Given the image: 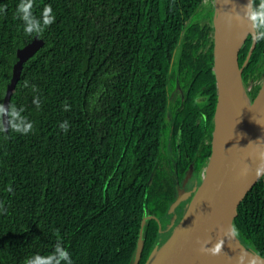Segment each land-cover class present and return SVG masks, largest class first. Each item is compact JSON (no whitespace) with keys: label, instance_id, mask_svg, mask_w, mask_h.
<instances>
[{"label":"trees","instance_id":"1","mask_svg":"<svg viewBox=\"0 0 264 264\" xmlns=\"http://www.w3.org/2000/svg\"><path fill=\"white\" fill-rule=\"evenodd\" d=\"M203 2L0 0V264L35 257L67 264L57 246L71 264L133 263L144 214H163L174 199L172 175L158 166L167 133L198 170L211 156L213 28L193 21ZM262 2L254 0L255 16ZM255 26L249 71L264 49L259 17ZM36 36L45 45L24 65L6 131L3 102L17 51ZM252 43L251 36L240 66ZM172 76L185 90L173 114ZM234 226L264 257V177ZM158 235L149 221L140 264Z\"/></svg>","mask_w":264,"mask_h":264},{"label":"water","instance_id":"2","mask_svg":"<svg viewBox=\"0 0 264 264\" xmlns=\"http://www.w3.org/2000/svg\"><path fill=\"white\" fill-rule=\"evenodd\" d=\"M214 2L212 28L218 96L211 156L202 171L201 183L188 193L191 200L180 223L162 245L154 247L146 264H264V257L242 241L234 226L240 204L264 177V77L253 99L243 80L244 67L239 63L240 51L250 35L253 45L247 62L257 44L254 0ZM247 29L250 33L243 38ZM44 45L45 41L36 36L17 51L18 61L3 102L6 131L10 102L24 65ZM179 192L170 212L185 200L184 190ZM149 220L159 223L156 217L144 215L132 264L142 260L144 230Z\"/></svg>","mask_w":264,"mask_h":264},{"label":"flooded vegetation","instance_id":"3","mask_svg":"<svg viewBox=\"0 0 264 264\" xmlns=\"http://www.w3.org/2000/svg\"><path fill=\"white\" fill-rule=\"evenodd\" d=\"M209 13H210V10L208 11L207 14H209ZM251 36L252 35H250L248 37V39ZM258 36H259V33L257 35V39H258ZM252 39H253V37H252ZM252 45H253V43H252ZM249 52H250V50H249ZM249 52H248V55H249ZM248 55H247V58H248ZM247 58H246L245 63L247 62ZM249 61L246 64L244 63L241 67H244V70H243L244 83L247 87L251 86L250 94L254 95V93H256V91H258V93H259L260 88H261L262 79L264 77V49H263L262 57L256 63V67L251 71H249V69H247V67L249 65ZM246 70H247V72H245ZM176 82L180 83V80L178 77H176ZM176 84L177 83H175V85ZM182 88H183V86H182ZM258 88H259V90H257ZM183 90H184V88H183ZM184 98H185V90L183 93V98H182V100H180L181 104L184 101ZM204 99H206V98L205 97L201 98V100H204ZM180 102H178V107L180 105ZM171 133L172 132L170 130V132L167 136L170 137V139H171L172 148L170 150V153H172V156H170L171 158L168 159L166 166H159V167H160V169L168 170L170 172V174L172 175V178L174 181V191H173L174 199L172 202H170V206L178 198V195L180 193L179 189L184 190L183 194H184L185 200H183L178 205V207H176V209L173 212H170V206H169L167 212H165L163 214H159V215H151V214H147V213L144 214L147 216H154L159 220L160 224L157 222V220H154L157 222V224L159 226V235H158L159 237H158V241H157L156 245L162 244V242L165 239H168L171 236V234L173 233V231L175 230L177 225L180 223L182 216H183V213L185 211V208H186L187 204L189 203V201L191 200L190 199L191 197H188V193H190L195 186H198L201 183V179H202V171L203 170H201V171L198 170L195 162L194 161L191 162V160L188 156L183 155V151L181 150L180 145L176 144V142L174 141L173 134H171ZM163 143H164V140H163ZM206 143L209 144L210 142L207 140ZM211 143H212V141H211ZM187 164H189V165L184 172V168ZM149 221H152V220H149Z\"/></svg>","mask_w":264,"mask_h":264},{"label":"rangeland","instance_id":"4","mask_svg":"<svg viewBox=\"0 0 264 264\" xmlns=\"http://www.w3.org/2000/svg\"><path fill=\"white\" fill-rule=\"evenodd\" d=\"M214 8H215L214 0H208L207 2L203 3L202 9L199 10V12L193 18V21L204 23V24H210L212 26V23H213L212 15H214ZM209 10H210L211 16H210V13L207 14ZM175 83L177 84L175 85ZM246 88L248 90H251V86L250 87L246 86ZM183 93H184V90L182 88L181 82L180 83L176 82V80L172 76L170 79V107H171L172 114L178 110V102L182 100ZM172 119H173V116L171 115V113H169L167 116V125L169 128H171L173 125ZM169 132L167 133V135L169 134ZM167 135L164 138L162 154L160 156L161 159H159L158 166H166L168 159H170L171 158L170 156H172V153H170V150L172 148L171 146L172 143H171L170 137H168Z\"/></svg>","mask_w":264,"mask_h":264},{"label":"clouds","instance_id":"5","mask_svg":"<svg viewBox=\"0 0 264 264\" xmlns=\"http://www.w3.org/2000/svg\"><path fill=\"white\" fill-rule=\"evenodd\" d=\"M261 9L264 10V2L261 4ZM260 19L261 25H264V11L261 13H258L257 16H254L253 18ZM261 36H264V32L260 33ZM57 251L60 253V259H63L67 262V264H71V259L66 251H61L59 246H57ZM26 264H43L40 257L30 258L26 261ZM57 264H59V261H57Z\"/></svg>","mask_w":264,"mask_h":264},{"label":"bare ground","instance_id":"6","mask_svg":"<svg viewBox=\"0 0 264 264\" xmlns=\"http://www.w3.org/2000/svg\"><path fill=\"white\" fill-rule=\"evenodd\" d=\"M207 1H208V0H207ZM210 2H211V1H210ZM212 17H213V15H212ZM249 33H250V31H249V29H247V30L242 34V37H243V38L248 37Z\"/></svg>","mask_w":264,"mask_h":264}]
</instances>
